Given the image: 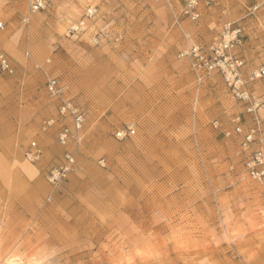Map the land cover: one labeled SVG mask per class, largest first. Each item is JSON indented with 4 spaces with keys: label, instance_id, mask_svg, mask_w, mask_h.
I'll use <instances>...</instances> for the list:
<instances>
[{
    "label": "rangeland",
    "instance_id": "1",
    "mask_svg": "<svg viewBox=\"0 0 264 264\" xmlns=\"http://www.w3.org/2000/svg\"><path fill=\"white\" fill-rule=\"evenodd\" d=\"M187 1L107 0L76 39L69 27L98 0H52L36 13L0 0V54L13 66L0 67V118L29 120L24 164L42 163L57 137L51 77L86 114L77 170L58 188L45 180L38 201H0V264H264V184L246 168L264 150V110L248 112L219 73L199 81L179 56L242 25L247 75L264 60V0H213L198 22L183 16ZM248 86L264 97V77ZM239 115L244 132L256 129L247 145L233 131ZM46 118L55 122L43 130ZM127 126L135 133L117 138Z\"/></svg>",
    "mask_w": 264,
    "mask_h": 264
},
{
    "label": "built area",
    "instance_id": "2",
    "mask_svg": "<svg viewBox=\"0 0 264 264\" xmlns=\"http://www.w3.org/2000/svg\"><path fill=\"white\" fill-rule=\"evenodd\" d=\"M30 13L43 11L49 7L52 0H26ZM107 0H98V4L90 3L86 6L81 18L72 23L68 29V36L80 38L88 30L89 25L99 14V4ZM212 0H188L182 10L183 16L192 21L198 22L201 18V8L210 7ZM259 5L252 7V11L257 10ZM3 23L0 22V28ZM99 35L94 36V42L97 44ZM244 27L226 23L220 37L212 43L202 44L191 42L179 53L180 57H187L190 61L191 70L197 75L199 81L204 77L219 73L232 92L237 101L246 107L248 112L256 109L264 110V97H258L253 94L248 84L264 77V60L261 64L253 67L245 75L246 60L239 53L240 47L244 43ZM0 67L4 71L12 72L13 66L10 60L0 54ZM46 89L49 96L56 100L58 122L61 124L57 133V142L63 147V157L53 164L47 170V180L53 187H60L66 181L69 175L77 170L75 150L83 141V130L86 121V114L78 107L72 98L68 95L65 86L58 77H51L46 83ZM68 121L71 124H68ZM55 122V119H47L43 122V130H47ZM234 133L244 134L245 142H252L256 139L255 127L244 132V123L241 116L235 118ZM135 133L132 126L122 127L116 131L115 135L119 139H124ZM42 155L40 145L33 141L26 156L30 162H36ZM247 174L256 183L264 184V150L257 149L249 154L246 161ZM50 199V198H49Z\"/></svg>",
    "mask_w": 264,
    "mask_h": 264
},
{
    "label": "crops",
    "instance_id": "3",
    "mask_svg": "<svg viewBox=\"0 0 264 264\" xmlns=\"http://www.w3.org/2000/svg\"><path fill=\"white\" fill-rule=\"evenodd\" d=\"M212 7L211 4L209 9ZM251 9L249 14H254L255 11ZM253 31L255 33V28ZM3 108L0 104V111H3ZM28 121L23 117L8 120L0 118V201H15L16 204H18L16 201H38L37 189L47 180L45 164L49 157L62 151L56 137L51 147L46 148V159H43L42 163L34 166L24 164L23 145L20 142L22 144L26 142L25 130L29 125ZM58 126L59 130L61 124L59 123ZM39 139L44 141L42 136Z\"/></svg>",
    "mask_w": 264,
    "mask_h": 264
}]
</instances>
